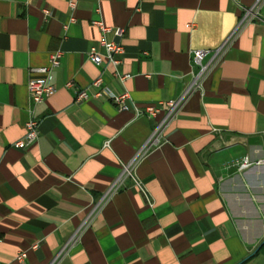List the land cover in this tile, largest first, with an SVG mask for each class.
I'll use <instances>...</instances> for the list:
<instances>
[{
    "label": "crops",
    "instance_id": "obj_1",
    "mask_svg": "<svg viewBox=\"0 0 264 264\" xmlns=\"http://www.w3.org/2000/svg\"><path fill=\"white\" fill-rule=\"evenodd\" d=\"M256 1L0 0V262L50 264L82 228L56 264H264V166L237 169L264 159V0L238 26ZM95 21L124 30L115 68L87 58L91 47L103 54ZM227 40L163 142L96 207L154 121L91 97V83L138 107L173 100L190 81L191 52ZM56 50L59 66L35 72ZM29 80L56 91L34 104ZM75 89L90 97L76 102ZM30 119L38 138L17 149Z\"/></svg>",
    "mask_w": 264,
    "mask_h": 264
},
{
    "label": "built area",
    "instance_id": "obj_2",
    "mask_svg": "<svg viewBox=\"0 0 264 264\" xmlns=\"http://www.w3.org/2000/svg\"><path fill=\"white\" fill-rule=\"evenodd\" d=\"M263 0H257L256 4L253 8L249 10H244L243 16L239 22L238 26L248 22L252 16V14L257 10ZM73 7V4H70ZM44 16H48L49 12L47 10H43ZM93 25L96 26L100 32V39L98 41L99 46L103 50V54H100L95 47H91L87 52L88 60L95 66H100L102 63H106L112 67H117L120 64V60L117 58L121 56L124 52L123 45L121 43V38L123 37L124 30L121 28H116L112 30L102 24L100 21L93 22ZM193 25L188 24L186 27L191 28ZM112 32L114 36L118 38L117 41H111L106 38L107 34ZM228 46V40L219 48L215 50H195L191 52V60L193 71L191 72L190 81L187 83L185 88L182 90L181 94L173 100H167L164 102H160L157 105H146L143 107H138L132 99L128 92L123 91L119 94H113L111 92H107L102 89L101 80L97 79L91 83V87L96 89L91 97L99 98L103 94L107 96V98L117 107V109L121 112H133L135 117H146L148 119H152L154 121V125L152 127L151 133L149 137L146 139L144 144L139 148V150L135 153L133 158L123 166L120 177L104 192L102 197L100 198L96 207L100 206L103 202L108 200L114 193L117 192L120 187L121 180L124 176H131V170L134 164L140 159L147 156V154L158 147L164 140V133L170 123L177 117L182 106L190 97V95L195 91H200L202 89V83L205 80L209 70L214 66L218 61L221 60L223 55L226 52ZM62 57V52L59 50L53 51L49 53V65L47 67H41L35 70L38 74L46 76L51 69L56 68L60 64V60ZM114 76L119 81H124L129 79L130 76L120 75L116 71L114 72ZM66 88H73L74 83L69 81L65 84ZM75 101L80 102L82 100H86L90 97L87 93V90L75 89ZM55 88L52 85H48L45 80H29L27 83V92L31 101L34 104H40L45 99L50 97L55 93ZM161 116L158 118V115ZM38 128L39 122L34 119H30L25 124V134L21 140L14 144V147L17 149H24L28 145L35 142L38 138ZM108 145L105 144V146ZM254 166H264V159L258 161H251L248 157L243 158L240 162L237 163V169L239 172L244 171L248 168ZM136 187L144 192L142 185L139 182L135 183ZM95 210V208H94ZM93 210V211H94ZM82 228H79L70 240L63 246L60 252L53 258L50 264H56L60 258L66 253L67 248L74 243ZM32 250L36 249V246L31 247ZM26 257L25 252H20L15 256V260L17 262H22ZM0 264H5L0 262Z\"/></svg>",
    "mask_w": 264,
    "mask_h": 264
}]
</instances>
